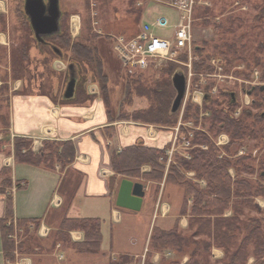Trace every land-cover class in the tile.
I'll use <instances>...</instances> for the list:
<instances>
[{"label": "trees", "instance_id": "1", "mask_svg": "<svg viewBox=\"0 0 264 264\" xmlns=\"http://www.w3.org/2000/svg\"><path fill=\"white\" fill-rule=\"evenodd\" d=\"M84 1L85 14L82 19V30L78 37L71 38L69 13L65 11L62 12L59 30L53 35L43 37L42 41H38L23 10L24 0H12L15 3L12 7L15 17L25 18L21 24V31H23L22 36L26 37L20 45H15L12 48L16 55L13 56V73L14 76H20L28 72L26 62L31 43L30 34H32L34 44L40 51L49 49V54L60 57L59 52L52 49L54 46L62 52L61 58L69 57V64L72 63L78 68H76L74 96L88 97L90 95H87V86L98 84L102 98L107 103L109 101L108 81L110 78L104 70L105 59L101 51V39L109 40L110 38L107 33L98 34L91 29L89 3L88 0ZM126 1L128 6L126 13L133 15L135 21L138 22L142 10L137 6L136 0ZM207 1L209 2V0ZM218 1L222 4L221 11H224L232 3L228 0H213V2L211 0L212 5L209 2L210 5H195L194 7V23L198 20L202 25L213 26L221 40L215 47L206 50L205 45L210 44L209 42H201L202 47L193 43L192 54L197 57L195 56L196 59L192 61V69L195 72L209 70L207 58L218 55L224 61L223 66L226 71H229L232 65L243 64L242 71L236 70L235 72L241 74L242 78H247L254 67H261L260 78L264 80V65H260L263 55L260 52L264 53V42L260 39V25H264V7L259 9L253 24L250 23L242 31L241 26H245L248 22L243 20L246 12L243 13L241 10L232 11L221 17L219 21L212 20L215 17L212 15L213 9ZM254 26L257 27L256 31H253ZM6 28V16L0 14V31H6ZM262 33L264 36V31ZM252 34L256 43H254V38H250ZM250 42L255 46L254 44L250 45ZM248 51H251L250 56L247 55ZM180 58L187 60V55L181 54ZM180 68L175 63H169L163 71L166 79H158L150 85L147 84L143 72H136L133 75L125 73L123 93L119 104V118H131L139 122L169 127L175 126L178 122L179 112L171 111L175 96L171 78L175 72L181 73ZM85 70L90 73V82H87ZM39 88L42 89L41 86ZM8 90L5 84L0 87V127L7 124V111L3 110L4 101L7 103V100L2 96L7 95ZM206 91L203 110L207 111L208 118H205L204 121L208 122L207 131L210 134L216 136L220 132H225L229 135V142L221 147L225 155L220 156V148L215 146L207 131L194 132V136L190 139L194 147L188 152L190 159L174 152L168 166H166V150L162 149H148L135 145L112 155L111 166L115 175L128 178L142 177L143 180L158 182L165 177V183L174 184L183 191L179 217L175 220L172 228L164 230L157 226L153 227L144 264H217L211 256L213 247L223 252L221 260L223 264H248L250 257H253L256 263L264 264V208L259 209L260 215L253 216L249 213L250 210H258L255 203L256 198L264 199V186L262 185V182L264 183V159L259 161L261 171L258 178L260 181L255 182L244 174L255 171L256 157H251V153H246V151L233 157L240 148H245L250 140H255L254 144L256 145L263 140L264 114L262 113L264 111L262 113L252 112L247 108L242 110L238 117H235L233 109L237 100L234 91L222 89L219 96H213L208 87H206ZM253 91H255L254 108L264 105V88L258 86ZM134 96H143L147 99L148 106L132 112L122 109L123 104H132ZM73 99L75 97L71 99L63 97L62 102H69ZM224 101H227V108L221 106ZM199 116V107L188 102L181 119L197 122ZM4 134L8 141L7 133ZM198 144H206L207 148L202 149L197 146ZM30 145L31 141L28 139L14 138L15 159L30 165H42L52 169L56 164L64 168L74 158L73 146L69 142L63 144L56 141H43V146L38 153L30 152ZM144 163L150 166V171L141 174L139 168ZM230 168L236 172V178L231 177ZM190 171L195 175L189 176ZM9 172L6 168L2 171L1 183L4 187L10 183ZM75 191L76 189L73 188L61 205L60 211L63 215L59 227L50 232L53 239L51 245L54 247L57 243H63L78 253L98 254L102 244V220L93 217L73 218L67 216ZM7 199V209L10 210L11 200ZM189 202H191L190 205ZM183 215H188V226L185 229L179 225L180 217ZM17 221L19 225L27 226L29 222L38 225L41 220L20 219ZM73 230L82 232V241L73 242L70 239L69 231ZM12 231V225H9L7 219H4L1 222L2 240L9 245V249L13 250V241L9 237ZM48 237L50 238V235ZM43 244L47 243H42L39 238L33 235L19 245V250L22 253H32L34 247H40L39 249L42 250ZM164 251L174 253L175 257L167 259L163 256L158 263H153L154 252ZM185 256L187 260L182 263L181 259ZM6 257L13 258V255L6 253ZM131 260L132 258L127 255H120L116 261L111 260L109 264H126Z\"/></svg>", "mask_w": 264, "mask_h": 264}, {"label": "crops", "instance_id": "2", "mask_svg": "<svg viewBox=\"0 0 264 264\" xmlns=\"http://www.w3.org/2000/svg\"><path fill=\"white\" fill-rule=\"evenodd\" d=\"M5 7L8 8L5 0H0V13L4 12L2 9ZM91 12L97 18L98 12L94 8H91ZM84 14L85 6L70 14V17H73L70 22L77 23V29L76 16L83 18ZM101 15L99 13V17L109 21H98L100 30L118 34L113 28H108L112 26L113 18L110 16L108 19ZM144 16L142 15L138 22L135 19L130 23L121 21V32L124 33L122 35L129 37L140 31L142 25L147 22V19H141ZM78 31L79 29L76 33ZM110 83L115 85V81ZM11 87V90L15 89L14 83ZM92 87L98 93L97 85L92 84ZM20 88L12 92L6 110L7 124L0 127V264H109L111 260L116 261L120 255L132 258L131 262L126 264H144L153 227L164 230L172 228L179 217L183 191L174 184L165 183V177L158 182L143 180L142 177L115 175L111 158L113 154L140 145L148 149L166 150L168 166L172 159L170 151L173 149L180 148L176 152L185 156L181 153L184 149L178 138L179 128L151 125L131 118L120 119L118 106L121 96L118 94L113 101L109 98L106 103L102 97L91 96L87 89V95H90L88 97L73 96L75 99L69 102L58 103L52 100L49 91L33 89L22 92ZM132 104L127 105L130 107L127 112L148 106V102L146 107L140 108H137L135 102ZM2 129L7 133L8 141L6 136H3L5 132H2ZM14 138L28 139L31 144L34 138L40 139L42 144L43 141L63 144L69 142L73 146L74 158L64 170L57 169L59 164L49 169L42 165L20 162L14 156ZM5 168L10 171V183L4 187L1 179ZM148 171L150 166L141 164L139 172L142 174ZM123 178L144 184L145 195L139 211L115 205L119 184ZM154 182L161 187L155 198L148 191L149 184ZM168 186L176 188V191L165 192L163 195L164 187ZM73 188L76 191L67 216L102 220V244L98 254L78 253L65 244L60 247H52L50 243L43 244L42 250L37 249L26 254L18 250L13 252L14 249L8 248L9 245L4 243L1 233V222L4 219H7L9 225L20 219H40L51 232L60 225L63 196L70 195ZM53 196L60 199L59 205L52 204ZM7 198L11 200L10 210L7 209ZM161 210L165 212L161 213ZM179 225L182 229L188 226V215L180 217ZM12 227L14 234L19 232L17 226ZM13 235L9 237L14 239ZM69 235L73 242L83 239L82 232L77 230L69 231ZM6 253L13 254V258L6 257ZM221 255L223 253L220 249L212 248V259L216 260ZM163 256L173 259L175 254L170 251L154 252L152 262L158 263ZM186 260L185 256L181 262Z\"/></svg>", "mask_w": 264, "mask_h": 264}, {"label": "rangeland", "instance_id": "3", "mask_svg": "<svg viewBox=\"0 0 264 264\" xmlns=\"http://www.w3.org/2000/svg\"><path fill=\"white\" fill-rule=\"evenodd\" d=\"M201 1L202 3H205L204 1H206L209 5L210 3L212 5V2H213V0L212 2L211 0H209L210 3L207 0H201ZM228 1H232V3L228 5L224 11H221L222 4L220 1H218L215 4L216 7L213 9V14H212L215 17H213L212 20L219 21L220 18L223 17L224 15L231 13L232 11L237 12L238 10H241L243 11V13L246 12L244 13L243 20L248 22L245 26H241L243 28L242 31H244L247 28V26L250 25V23L251 25L253 24V20L256 17V14L258 13L259 9H261V7H264V0H228ZM5 2L7 3L8 8L6 7L3 9L1 8L4 12L0 13L6 16V22H7L6 31H0V87L3 84H5L9 90H8L7 95L2 96V98L7 100V103L6 101H4L3 110H7L9 106V99H10V96L12 95V92H16V90L19 89L20 87H21L20 88L21 91L22 90L32 91L33 89L49 91L48 93L50 94L54 102L63 103L62 102L63 93L66 87V83L69 80V73H68L69 70L67 67V65L69 64V57L64 59L63 57L61 58L58 56L57 57L53 56L48 53L49 49H46V51L44 50L40 51L34 44L32 34H30L31 43L28 49V60L26 62V67L28 69V72L23 73L20 76H14L12 64H13V56H16V55H14L12 48L15 45H20L22 41L25 40L26 38L25 36L24 37L22 36L23 31H21V24L23 23V20L25 18L15 17V14L12 12V7L15 5V3H13L12 0H5ZM84 2H85L84 0H60L61 12L66 11L69 13V16H68L69 25H71L70 21L73 20V17H70V14L74 12V10L76 9H82L83 6H85ZM166 2L167 0H136L137 6L142 10V15L144 16V14L146 13V15L141 19L143 20L147 19L148 23H154L158 15H165L169 18H172V21H170V27L162 31V35H171L172 31L174 30V24H175L176 18H174V15H175L174 10L170 8ZM88 3H89L88 5H89V10H90L89 17H90L91 29L98 34H100L98 32V29H100L99 27L100 24L98 25V21H102L105 23L109 21V20L105 21V19H103L102 17H99V13L102 14L101 16L107 17L108 19L110 18V16L113 18L114 21L112 22V26H108V25L107 26L108 28L109 27L113 28L115 30L114 32L118 34H124L121 32V27L123 25L121 21L124 23H130L134 19L133 15L131 14L128 15L126 13L127 8H128L126 0H88ZM198 5H205V4H198ZM91 8H94L95 11L98 12L97 18L95 14L91 12ZM80 17L76 16L77 22H78V29H79L78 33H75L74 31L72 32L69 29L72 39L78 37L80 35L79 34L80 30H82V21H83L82 19L83 18H80ZM263 21H264V18H263ZM101 26L104 28L106 27V25L104 24H101ZM256 30H257V27L254 26L253 31H256ZM263 31H264V25L261 24L260 25V39L264 42V36L262 33ZM156 32L158 33V31ZM73 35H76V36H73ZM250 38H254V43H256V39L253 34H252V37ZM220 40L221 39L218 36V33L213 26L202 25L200 22H198V20L196 23L193 22V27H192L193 43L202 47L201 44L204 43L203 41L209 42L210 44L207 43L205 45L207 47L205 48L206 50V49L215 47L216 44ZM101 43H102L101 51L105 59L104 60L105 61L104 70L108 73L109 78H110L108 81V89H109L108 95H109L110 101H113L115 95L118 94V96H122L123 85H124L123 83H124V78L126 75L121 69L120 62L112 50L111 40L102 38ZM254 43L250 42V45ZM262 52H260L261 54H263L261 56L262 60H260L261 66L264 65V53ZM247 53H248L247 55L250 56L251 51H248ZM195 56L196 55H192L193 59L191 60L190 75H189V69L187 67L180 66L181 67L180 71L183 72L185 76L187 77V91L185 93L186 96L183 99L182 104L178 110L179 112L178 122L175 126H172L177 129L179 128V137H178L179 141L182 144V146L186 147V148H183L184 151H181V153L185 154L184 157H187L188 159H190L188 152L190 151L191 148L194 147V145H192L190 141V139H192V137L194 136V132H197V131L206 132L207 131L208 122L204 120L205 118H208L207 117L208 113L207 111L203 110V102L205 98L204 95H205V92H207L206 87L209 88L210 93L213 96H219L220 91L222 89L226 91L235 92L236 100H237V102L234 105V109H233V115L235 117H238L241 114L242 110L247 109V108H249L252 112L262 113V111H264V105L258 106L256 108H254L253 106V98H255V94H254L255 91H253V89L255 87L264 85V84L260 85L261 83H264V80H261L260 78L261 71H262L261 67H254L253 70L249 73V77L242 78L241 74H236L235 71L236 70L242 71V69L244 68L243 64L232 65L230 70L226 71L225 67L223 66L224 61L222 60V58L219 57L218 55H212L209 58H207V63L209 64L210 69L202 70V71L200 70V72H195L192 69V61L195 60L197 57ZM181 60H185V59L181 58ZM212 61L215 63L214 65ZM169 63H173V62H168L167 65ZM167 65L163 68V70L146 71L145 73H143V76L146 78V81L148 82L147 84L150 85L152 82H155L158 79H162V80L166 79V75L164 74L163 71L167 68ZM238 66H240L241 68L238 69L237 68ZM74 67L75 69L77 68L75 65ZM192 72L195 75L192 76ZM84 73L86 74L85 77L88 78V80L86 79L87 82L88 81L90 82L89 80L90 73L88 72V70H85ZM198 74H214L216 76L212 77L213 76L212 75L211 77H208L202 80L201 77L198 76ZM111 81H115V85L113 83H110ZM13 83H14L15 89L11 90L10 88H12L11 86ZM17 84L18 86H16ZM85 84L86 82L83 84L84 89H85ZM90 85L87 86V89ZM96 85L98 87V93L91 94V96L102 97L99 86L98 84ZM40 86L42 87V89H39ZM196 90H200L198 92L203 93V97L199 100L201 104H198L192 101V92ZM224 98L227 99L226 96H224ZM134 102L137 104V108H140V107H146L148 101L143 96L142 97L134 96L133 103ZM188 102H191L197 105L200 109V116L197 122H194L193 120H182L181 119ZM226 102L227 101H224L223 104H221V106H224L225 108H227L228 106ZM118 107L120 108V106ZM131 107H133V104ZM122 109L129 111L130 107H128L126 104H123ZM262 114H264V112ZM151 125L169 127L166 125L163 126L159 124H151ZM207 134H209L214 144L217 142L218 137L222 134L227 136L228 142L230 139L229 135L225 132H220L216 136L210 134V132H208ZM3 136H5V134ZM254 143H255V140H250L248 142V145L245 148L244 147L240 148L239 151L233 157H237L241 155L244 151H246V153H249V154L251 153V157L253 158L256 157L255 171L253 173L252 172L245 173L244 176L249 177L251 180L252 179L255 180V182H259L260 180L258 178V174L261 171V169L259 168V161L261 159H264V137H263V140L259 141L258 145ZM226 144H223V145L215 144V146L220 148V151H221L220 156L225 155L223 148L221 147H223ZM197 146L199 147L202 146L200 147L202 149L207 148L206 144H198ZM31 147H32V144L30 145V152L33 153V151H31ZM179 149H177L176 151H178ZM176 151H173V153ZM58 170H64V168H61L59 166ZM229 173L232 178L234 177L236 178V172L234 171L233 168L229 169ZM194 175L195 173L190 171L189 176H194ZM262 185L264 186L263 182H262ZM165 187L163 190V195L165 194V192L168 193L170 191H176V188H172L170 186H168L167 188ZM160 188L161 187L158 185V183L154 182V183L149 184L148 191L155 198V195L156 196L158 195ZM54 197L55 196H53V199ZM63 201H65L64 196H63ZM255 203H256V206L258 207V210L259 209L262 210L264 208L263 198H260V197L256 198ZM188 204L190 205L191 202H189ZM258 210H250L249 213L253 216L260 215V210L259 211ZM155 219L156 217L154 218V220ZM11 224L13 226H17L18 231H19V232H16L15 234L13 231L11 233V235L14 234L15 236H17L16 239H12L13 249H14L13 252L17 250L20 252L19 245L24 240H26L28 237L33 236V235L39 238L42 243L51 244V241L53 240L51 237L52 233L50 232L47 236H41L39 234V229L43 224L41 221L38 223V225L34 222H29L27 226H21L19 225L18 221H13ZM49 235H50V238L48 237ZM61 244L63 243H57L54 247H60ZM39 248L40 247H34L31 252H35L37 249L40 250ZM23 254H26V253H23ZM222 257L223 255L218 257L216 260L214 259L212 260L216 261L217 264H223L221 261ZM249 262L250 264H258L256 263L253 257H250L248 259V264Z\"/></svg>", "mask_w": 264, "mask_h": 264}, {"label": "built area", "instance_id": "4", "mask_svg": "<svg viewBox=\"0 0 264 264\" xmlns=\"http://www.w3.org/2000/svg\"><path fill=\"white\" fill-rule=\"evenodd\" d=\"M204 2L205 3H202L201 0H167L166 3L174 10V18H176L174 30L171 35H162V31L169 28L170 21H172V18L165 15H158L154 23H144L140 31L129 37L122 34L109 33L108 37L112 41V50L120 62L121 69L125 73L133 75L136 72L163 70L168 62H173L179 66L187 67L190 75L191 60L193 59V12L195 5H208L206 1ZM70 30L73 32L72 24L70 25ZM156 31H158V33ZM98 32L101 33L100 29H98ZM181 54L187 55V60H181ZM212 63L213 65L215 64L213 61ZM237 68L240 69L241 67L238 66ZM193 75L195 74L192 72V76ZM198 76L204 80L205 78L214 77L216 75L198 74ZM88 91L91 94L97 93L92 87V84L88 87ZM198 91L200 90L192 92V101L201 104L199 100L203 97V93ZM227 142V136L222 134L218 137L215 144L223 145ZM42 146L41 140L34 138L32 140L31 151H33V153H38ZM183 148L186 147L183 146ZM176 150L177 149H173L170 151V155ZM60 202V199L57 197H54L52 200L53 205H59ZM164 212L165 210H161V213ZM117 218L118 217H116V219ZM49 232V228L42 224L39 229V234L41 236H47ZM12 237L14 239L17 238L15 235Z\"/></svg>", "mask_w": 264, "mask_h": 264}, {"label": "water", "instance_id": "5", "mask_svg": "<svg viewBox=\"0 0 264 264\" xmlns=\"http://www.w3.org/2000/svg\"><path fill=\"white\" fill-rule=\"evenodd\" d=\"M23 8L38 41H42L43 37L53 35L59 30L62 15L60 0H24ZM52 49L59 52L60 57L62 56L60 49L54 46ZM68 70L69 80L63 93L65 99H71L74 96L77 78L74 64L70 63ZM171 81L175 90L171 111L176 112L186 95V76L182 72H175ZM263 86L262 88H264ZM144 195L145 187L143 183L123 178L119 184L115 205L120 208L139 211Z\"/></svg>", "mask_w": 264, "mask_h": 264}, {"label": "bare ground", "instance_id": "6", "mask_svg": "<svg viewBox=\"0 0 264 264\" xmlns=\"http://www.w3.org/2000/svg\"><path fill=\"white\" fill-rule=\"evenodd\" d=\"M74 23H75V21H74ZM72 30H73L74 32L77 31V23H75V24L72 23Z\"/></svg>", "mask_w": 264, "mask_h": 264}, {"label": "flooded vegetation", "instance_id": "7", "mask_svg": "<svg viewBox=\"0 0 264 264\" xmlns=\"http://www.w3.org/2000/svg\"><path fill=\"white\" fill-rule=\"evenodd\" d=\"M233 95V94H232Z\"/></svg>", "mask_w": 264, "mask_h": 264}]
</instances>
